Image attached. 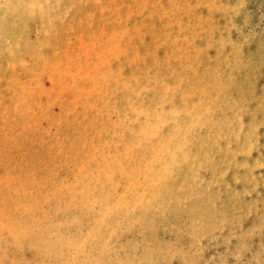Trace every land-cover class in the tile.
Returning a JSON list of instances; mask_svg holds the SVG:
<instances>
[{
	"label": "rangeland",
	"instance_id": "374dc122",
	"mask_svg": "<svg viewBox=\"0 0 264 264\" xmlns=\"http://www.w3.org/2000/svg\"><path fill=\"white\" fill-rule=\"evenodd\" d=\"M0 264H264V0H0Z\"/></svg>",
	"mask_w": 264,
	"mask_h": 264
}]
</instances>
